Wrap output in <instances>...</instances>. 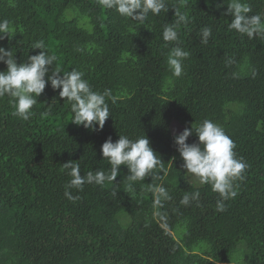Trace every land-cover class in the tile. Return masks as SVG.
I'll list each match as a JSON object with an SVG mask.
<instances>
[{
	"label": "trees",
	"instance_id": "obj_1",
	"mask_svg": "<svg viewBox=\"0 0 264 264\" xmlns=\"http://www.w3.org/2000/svg\"><path fill=\"white\" fill-rule=\"evenodd\" d=\"M228 2L166 0L167 12L150 13L141 24L98 0H0V19L14 24V36L0 46L11 48L18 64L38 54L31 44L43 39L65 71H82L93 90L111 91L110 117L98 131L72 123L69 103L50 83L28 120L13 116L10 98L0 97V264H205L211 251L208 264H226L230 255L264 264V37L230 31ZM246 2L250 15L264 13V0ZM175 10L190 18L177 29L180 47L190 53L180 77L166 63L176 43L162 38ZM204 26L212 29L207 44ZM132 65L142 66L141 77L128 70ZM174 113L183 128L204 119L219 124L249 165L226 211H216L219 194L186 174L174 139L164 136ZM119 134L146 135L163 169L131 182L128 191L130 173L121 165L114 183L85 184L83 191L71 189L79 200L66 199L63 164L79 163L82 175L110 171L101 146ZM194 142L195 134L187 143ZM149 185H163L171 196L160 220ZM196 190L198 202L180 204Z\"/></svg>",
	"mask_w": 264,
	"mask_h": 264
},
{
	"label": "clouds",
	"instance_id": "obj_2",
	"mask_svg": "<svg viewBox=\"0 0 264 264\" xmlns=\"http://www.w3.org/2000/svg\"><path fill=\"white\" fill-rule=\"evenodd\" d=\"M101 7L114 9L120 16L143 24L149 14L158 16L167 12L166 0H98ZM224 13L231 16L229 30H235L249 38L264 37V13L250 15L251 6L246 0H229ZM176 21L166 24L162 38L166 42H175L167 55L166 63L172 74L180 77L183 73V62L190 55L180 47L178 27L187 24L190 18L185 13L175 10ZM212 35V29L204 26L200 30L201 43L207 44ZM14 36V24L9 19H0V41ZM31 49H39V53L30 55L25 62L17 63L11 48L6 50L0 46V63L6 65V70L0 71V97L8 96L14 111L13 116L28 120L33 115L32 108L37 104V98L44 92L46 84L50 83L53 90H59V97L66 100L73 114L71 122L77 126L93 131L103 130L106 120L110 117L109 104L106 97H111V91L93 90L89 81L84 78V72L75 68L65 71L57 64L58 57L49 54L43 39L31 44ZM79 51V49H78ZM47 77V79H45ZM98 126V127H97ZM195 134L198 142L187 143ZM183 160L186 174L199 179L201 185L208 184L213 192L219 194L216 211H226V201L238 195L239 183L246 179L245 172L249 165L243 157H237L235 142L224 129L210 119H204L199 124H192L174 137ZM103 159H107L110 171L93 170L82 175L80 164L72 160L63 164L70 180L65 184L64 196L71 202L80 199L73 196L71 189L83 191L85 184L104 186L114 183L121 165L127 166L130 181L127 190H132V183L142 181L145 177L155 176L156 169H163L160 156L153 150L146 135L135 139L119 134V139L113 142L109 136L101 146ZM118 190L113 191V196ZM149 191L154 195V205L163 207L165 201L171 200L169 191L163 185H149ZM199 190L185 192L180 200L183 206H189L193 201H199ZM163 218V217H161Z\"/></svg>",
	"mask_w": 264,
	"mask_h": 264
},
{
	"label": "rangeland",
	"instance_id": "obj_3",
	"mask_svg": "<svg viewBox=\"0 0 264 264\" xmlns=\"http://www.w3.org/2000/svg\"><path fill=\"white\" fill-rule=\"evenodd\" d=\"M77 27H78V26H77ZM80 29H81L80 27L77 28L78 31H79ZM109 51H111V50H109ZM137 66H138V64H137ZM137 66H134V65L129 66V67H128V70L136 71V72H138V74H139V71L142 69V66H141V68H138ZM139 75H140V77H141V74H139ZM142 76H143V74H142ZM193 88H194L193 86H192L191 88H189V90L187 91V94H186V95H188L189 91L192 90ZM173 110H174V109H173ZM177 120H178V116H177V114L174 113V114H172V116H170V118L168 119V122H167V123L165 124V126H164V136L166 137V139H167L171 144H173L174 135H175L176 133H179V132H181V131H183V130L185 129V127L183 128V126H181V125L177 122ZM175 158H176V156L173 154V155H172L171 162H172ZM179 158L182 160L181 156H179ZM171 162H170V163H171ZM169 167L171 168V164L169 165ZM151 177H152V176H151ZM193 178H196V177L193 176ZM177 179H178V182H179V178H178V176H177ZM196 179L199 180L198 178H196ZM178 185H180V183H178ZM154 216L156 217L157 220H160V218H161L160 208H156V210H155V212H154ZM190 228H191V225L189 226V228H188L186 234L184 235V240H185V237H186V235L188 234ZM176 239L179 240L180 238H179V237H176ZM184 245H185V244H184ZM181 248H182V247H181ZM184 249H186V246H185ZM184 249H183V252H186V250L184 251ZM185 254H187V252H186ZM185 254H184V255H185ZM231 256H232V255H230V257H229L228 260L226 261V264H247V263H248L247 259H246L245 261L243 260L242 262H235V261H232V260H231ZM212 257H213V252L211 251L210 256H207V257H206V260H203V261L206 262L205 264H208V263L212 262ZM248 264H249V263H248Z\"/></svg>",
	"mask_w": 264,
	"mask_h": 264
}]
</instances>
